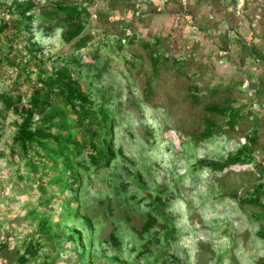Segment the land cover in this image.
<instances>
[{
    "label": "rangeland",
    "instance_id": "374dc122",
    "mask_svg": "<svg viewBox=\"0 0 264 264\" xmlns=\"http://www.w3.org/2000/svg\"><path fill=\"white\" fill-rule=\"evenodd\" d=\"M57 3L85 10L70 42L43 14ZM0 20L14 21L0 33V264H264V210L248 201L264 204V0H0ZM59 70L105 116L107 165L81 154L41 171L13 147L32 88ZM45 114L60 126L47 132L89 138L64 102ZM208 122L223 130L201 138Z\"/></svg>",
    "mask_w": 264,
    "mask_h": 264
},
{
    "label": "trees",
    "instance_id": "16d2710c",
    "mask_svg": "<svg viewBox=\"0 0 264 264\" xmlns=\"http://www.w3.org/2000/svg\"><path fill=\"white\" fill-rule=\"evenodd\" d=\"M30 11L29 8L22 11L20 18L28 19L27 13ZM83 11L85 10L80 9L76 4L57 3L52 10H44L43 14L50 20L59 19L60 17V20L66 26L63 34L64 39L70 42L80 37L83 32ZM13 22V20H0V33L4 34L8 31ZM83 47L84 40L81 38L77 41L76 48L80 49ZM38 83L32 88L28 106L23 108V116L13 140V147H17L20 153L25 156L29 152H33L36 156L31 160L33 168H38L41 171L48 167L55 168L59 163L66 169H71L73 167L72 159L81 154H85L93 164L101 162L107 165L112 156L110 154V145L105 140V136L109 133V126L105 116L94 109L92 99L83 91L78 81L68 70H59L54 75L41 78ZM1 99L6 108H9L13 101L9 94H2ZM51 101L64 102L76 117L77 125L86 132L85 136L88 135L89 138L76 142L60 139L53 133L47 132L55 127L58 129L60 127L51 124L53 120L57 119L56 114H45L40 120H37V117L44 113L46 104ZM207 110L223 114V110L215 105L209 106ZM235 120V116L230 117L228 125L233 126ZM208 123L209 127L201 134V138H210L223 130L222 126L217 127L214 122ZM92 126H96L99 131L94 130ZM14 148L11 150L13 151ZM246 151V147L239 150L233 159L219 165L218 169H224L231 164L242 161V156ZM44 159L47 161H44ZM52 184L59 185L60 182L53 181ZM46 187L47 184L43 183V180L39 181V188L42 191ZM248 201L251 204L259 205L264 210V204L259 196H255ZM3 247L5 248L6 246H0V251H2ZM27 261H29V258L20 257L21 263H26ZM41 264L49 263L43 262Z\"/></svg>",
    "mask_w": 264,
    "mask_h": 264
}]
</instances>
